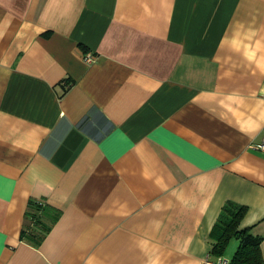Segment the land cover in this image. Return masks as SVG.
<instances>
[{"label": "crops", "instance_id": "0c3cea01", "mask_svg": "<svg viewBox=\"0 0 264 264\" xmlns=\"http://www.w3.org/2000/svg\"><path fill=\"white\" fill-rule=\"evenodd\" d=\"M262 140L264 0H0V264L229 258L227 200L264 257Z\"/></svg>", "mask_w": 264, "mask_h": 264}, {"label": "trees", "instance_id": "16d2710c", "mask_svg": "<svg viewBox=\"0 0 264 264\" xmlns=\"http://www.w3.org/2000/svg\"><path fill=\"white\" fill-rule=\"evenodd\" d=\"M245 210L246 207L242 204L225 201L209 232L210 252L214 255H221L224 252L231 237L237 240V246L227 258L226 264H264L260 249L262 236L253 234L250 228H239ZM58 214V209L44 201L29 200L26 208L28 222L22 229L20 239L34 245L38 244Z\"/></svg>", "mask_w": 264, "mask_h": 264}, {"label": "built area", "instance_id": "2783aa9c", "mask_svg": "<svg viewBox=\"0 0 264 264\" xmlns=\"http://www.w3.org/2000/svg\"><path fill=\"white\" fill-rule=\"evenodd\" d=\"M84 57H85L84 60L86 61H90L92 59L90 54H86ZM254 146L258 149L264 150V140L254 144ZM226 262H227V258H224L222 256H218L215 259L206 256L203 260V264H226Z\"/></svg>", "mask_w": 264, "mask_h": 264}]
</instances>
